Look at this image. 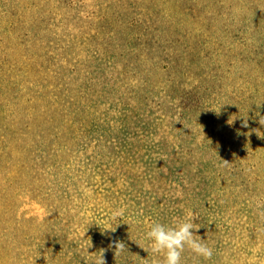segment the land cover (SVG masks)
<instances>
[{
	"label": "rangeland",
	"instance_id": "374dc122",
	"mask_svg": "<svg viewBox=\"0 0 264 264\" xmlns=\"http://www.w3.org/2000/svg\"><path fill=\"white\" fill-rule=\"evenodd\" d=\"M261 116L264 0H0V264H264Z\"/></svg>",
	"mask_w": 264,
	"mask_h": 264
},
{
	"label": "clouds",
	"instance_id": "9594fccd",
	"mask_svg": "<svg viewBox=\"0 0 264 264\" xmlns=\"http://www.w3.org/2000/svg\"><path fill=\"white\" fill-rule=\"evenodd\" d=\"M258 122L264 126V116H261ZM243 126L247 127L246 120ZM123 215V209L113 211L108 222L110 225H114V227L105 229H110L114 232L115 225L119 223L118 221L123 218ZM197 219L198 216L196 213L189 211L185 219L174 221L171 225L155 221L150 223L149 230L145 234V239L150 241L149 247L153 254L163 255L162 264H182V254L186 249L194 253L197 257L204 259H210L213 256V249L203 242L204 239L194 234V230L200 228L197 223H194V220ZM115 248L116 256L125 250V245L121 242H115ZM144 250L147 251V249ZM94 264H106L103 250H101Z\"/></svg>",
	"mask_w": 264,
	"mask_h": 264
},
{
	"label": "trees",
	"instance_id": "16d2710c",
	"mask_svg": "<svg viewBox=\"0 0 264 264\" xmlns=\"http://www.w3.org/2000/svg\"><path fill=\"white\" fill-rule=\"evenodd\" d=\"M139 97H141V96H139ZM142 106H143V108L145 109V106H146V105L144 106V104H142Z\"/></svg>",
	"mask_w": 264,
	"mask_h": 264
}]
</instances>
